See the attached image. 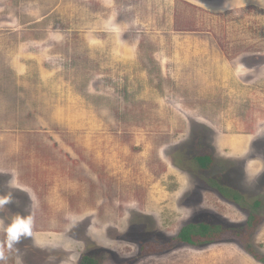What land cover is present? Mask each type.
Returning a JSON list of instances; mask_svg holds the SVG:
<instances>
[{
  "label": "rangeland",
  "instance_id": "374dc122",
  "mask_svg": "<svg viewBox=\"0 0 264 264\" xmlns=\"http://www.w3.org/2000/svg\"><path fill=\"white\" fill-rule=\"evenodd\" d=\"M29 215L32 234L9 249L5 229ZM250 215L249 249L141 254L189 223L246 231ZM254 255L264 4L0 0V264H262Z\"/></svg>",
  "mask_w": 264,
  "mask_h": 264
},
{
  "label": "trees",
  "instance_id": "16d2710c",
  "mask_svg": "<svg viewBox=\"0 0 264 264\" xmlns=\"http://www.w3.org/2000/svg\"><path fill=\"white\" fill-rule=\"evenodd\" d=\"M202 171H209L214 168V160L211 154L200 155L195 158ZM222 180V174L219 176ZM216 182L214 185L217 187L222 197L227 200L233 201L238 205L244 204V199L240 193L228 189ZM261 201L256 200L252 207L259 208ZM252 215L248 216V221L245 223L246 231H243V225L240 227H225L224 225L212 224L209 222L189 223L182 227L177 235L167 241H144L141 245V254L148 255H161L165 252H169L177 248L178 246H190V247H205L222 241H240V239L246 246V242L250 236V222L249 219ZM257 220V218H256ZM259 220V219H258ZM255 221V220H254ZM242 242H239L240 244ZM247 247V246H246ZM249 249V247H247ZM260 263L264 264V257L259 258L258 255H254ZM253 256V257H254ZM90 264H96L95 260L89 258Z\"/></svg>",
  "mask_w": 264,
  "mask_h": 264
},
{
  "label": "clouds",
  "instance_id": "9594fccd",
  "mask_svg": "<svg viewBox=\"0 0 264 264\" xmlns=\"http://www.w3.org/2000/svg\"><path fill=\"white\" fill-rule=\"evenodd\" d=\"M264 4V0H259ZM34 222L33 216H18L5 229L6 238L4 243L10 249L15 243L19 242L22 236H30Z\"/></svg>",
  "mask_w": 264,
  "mask_h": 264
}]
</instances>
